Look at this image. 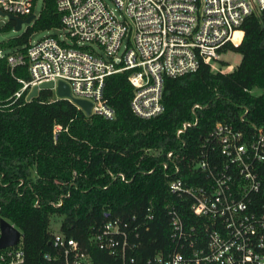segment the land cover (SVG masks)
Returning a JSON list of instances; mask_svg holds the SVG:
<instances>
[{"label": "trees", "instance_id": "1", "mask_svg": "<svg viewBox=\"0 0 264 264\" xmlns=\"http://www.w3.org/2000/svg\"><path fill=\"white\" fill-rule=\"evenodd\" d=\"M15 25L10 19L0 32ZM60 26L55 0H42L37 17L21 34L0 41V50H7L0 56V207L2 216L22 232L23 264H59L49 229L52 215L62 216L59 231L90 252L94 264H115L89 236L109 218L143 223L150 206L154 217L138 229L135 254L141 260L166 251V204H176L186 222L198 219L184 196L169 189L174 166L180 168L176 176L187 183H202L205 174L192 169L191 162L217 122L246 130L264 127V10L244 20V36L235 37L238 45L229 42L222 50L242 55L232 71L214 72L204 64L196 72L166 77L165 111L150 119L131 110L128 72L105 78L103 98L115 110L111 120L87 116L70 101L55 99L47 88L28 101L22 96L11 103L21 86L17 79L28 80L29 73L25 64L10 66L7 56L15 50L24 53L33 32ZM255 87L259 94L253 93ZM56 125L60 129L54 133Z\"/></svg>", "mask_w": 264, "mask_h": 264}, {"label": "built area", "instance_id": "2", "mask_svg": "<svg viewBox=\"0 0 264 264\" xmlns=\"http://www.w3.org/2000/svg\"><path fill=\"white\" fill-rule=\"evenodd\" d=\"M111 1L114 11L102 0H55L62 36L30 38L24 53L15 50L7 56L10 66L25 64L29 73L28 80L17 79L21 86L11 103L22 96L30 100L34 86L52 82L48 89L55 99H66L79 109L73 98L87 100L90 115L111 120L115 110L103 98L105 78L128 72L131 110L141 118L156 117L165 111L166 77L196 72L204 64L225 72L222 50L229 42L238 45L235 37L244 36V20L264 10V0ZM32 6L33 0H0V10L14 17L31 15ZM60 81L67 84L69 97L56 94ZM59 129L56 125L54 133ZM174 167L169 189L184 196L182 201L190 204L198 219L186 222L176 204H166L168 250L141 260L135 254L138 229L154 217L151 206L143 223L107 219L89 242L105 250L115 264H264V127L246 130L217 122L191 162L192 169L205 174L202 183H187L176 176L179 166ZM1 220L18 229L20 237L0 248V264H23L22 232L2 216L0 207V236ZM52 242L59 264H94L91 253L74 238L58 231Z\"/></svg>", "mask_w": 264, "mask_h": 264}, {"label": "rangeland", "instance_id": "3", "mask_svg": "<svg viewBox=\"0 0 264 264\" xmlns=\"http://www.w3.org/2000/svg\"><path fill=\"white\" fill-rule=\"evenodd\" d=\"M102 1L105 3V5L108 8H110L112 11H114L115 5L113 4V2L111 0H102ZM41 5H42V0H38L36 7H35V14H37L39 12V10L41 9ZM7 21H8L7 17L0 16V26H2ZM27 26H28V24L23 23L21 28L17 31L12 29V30L7 31V32H0V41L6 40L10 37H14V36L21 34L26 29ZM48 34H55L57 36H62L63 32L59 28H54V29L45 30V31H36V32H33L31 34V39L35 41V40H38V39H40L43 36L48 35ZM5 53H7V50H0V56H3ZM241 59H242V55L238 52L228 51V52L224 53L222 55V60L228 62V64H224V63L221 64L223 71H225V72L232 71L234 69V67L240 63ZM231 65H233L234 67L230 68ZM260 92H261V89L258 87H255L253 89L254 94H259ZM61 221H62V216H60V215H52L51 216L49 229L52 233L59 231V226H60Z\"/></svg>", "mask_w": 264, "mask_h": 264}, {"label": "water", "instance_id": "4", "mask_svg": "<svg viewBox=\"0 0 264 264\" xmlns=\"http://www.w3.org/2000/svg\"><path fill=\"white\" fill-rule=\"evenodd\" d=\"M0 16L7 17L8 20L10 19L14 20L16 22V25L13 28L15 31L19 30L23 23L30 24L36 18L35 14H31L27 16L25 19H20L12 15H6L1 10H0ZM52 86H53L52 82H44L38 86H34L31 92L29 93L28 98L31 99V98L36 97L39 89H43V88L48 89V88H51ZM56 94L59 97H69L70 92H69V88L67 84L60 81L56 87ZM73 102L77 104L83 110L85 115L87 116L90 115L91 113V103L90 102H88L87 100L74 99V98H73ZM1 232L2 233L0 236V248L15 244L20 237L19 230L13 227L12 225H10L5 220H1Z\"/></svg>", "mask_w": 264, "mask_h": 264}, {"label": "crops", "instance_id": "5", "mask_svg": "<svg viewBox=\"0 0 264 264\" xmlns=\"http://www.w3.org/2000/svg\"><path fill=\"white\" fill-rule=\"evenodd\" d=\"M233 67H234L233 65L230 66V68H233Z\"/></svg>", "mask_w": 264, "mask_h": 264}]
</instances>
